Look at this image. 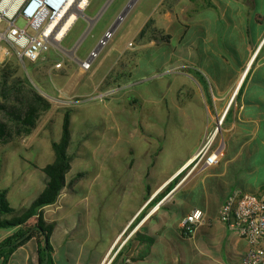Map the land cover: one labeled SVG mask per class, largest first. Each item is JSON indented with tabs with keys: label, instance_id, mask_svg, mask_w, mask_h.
<instances>
[{
	"label": "rangeland",
	"instance_id": "374dc122",
	"mask_svg": "<svg viewBox=\"0 0 264 264\" xmlns=\"http://www.w3.org/2000/svg\"><path fill=\"white\" fill-rule=\"evenodd\" d=\"M101 1L89 5L86 0L67 34L53 42L41 60L23 61L16 49L7 60L20 65L10 83L27 79L52 103L30 136L0 145L1 184L12 188L14 203L31 202L40 194L48 178L42 167L54 160L52 142L61 137L65 110L72 109L68 151L73 159L67 184L47 209V217L55 223L56 260L63 264H78L81 239L88 230L100 233L99 239L109 237L122 220L127 200L141 197L143 186L148 192L212 135L214 149L225 150L228 131L222 115L211 121L208 86L215 66L204 63L205 37L210 27L229 30L231 9L249 25L251 41L255 34L250 21L264 31V13L254 10L252 0H224L221 7L194 15L203 0ZM151 17L170 38H139ZM8 19L0 10V32L8 27ZM177 21H188L186 36V27L182 32L174 27ZM27 23L24 17L17 20L21 27ZM190 39L195 45H189ZM210 45L220 48L217 36ZM238 46L243 50L244 41L239 40ZM94 49L98 54L91 68L82 69L81 60ZM190 51L197 54L187 56ZM59 61L61 67L56 65ZM2 120L6 119L0 112ZM21 166L26 170L23 177L35 170L38 178L35 175L30 183L18 179ZM252 174L259 181L264 175L260 169ZM93 259L88 254L84 264H93Z\"/></svg>",
	"mask_w": 264,
	"mask_h": 264
},
{
	"label": "crops",
	"instance_id": "0c3cea01",
	"mask_svg": "<svg viewBox=\"0 0 264 264\" xmlns=\"http://www.w3.org/2000/svg\"><path fill=\"white\" fill-rule=\"evenodd\" d=\"M212 1L216 8L224 4V0ZM252 5L255 11L264 13V0H252ZM207 8L212 7L201 5V8H196L192 15ZM213 19L217 22L218 15L213 16ZM228 23V31L221 25L215 29L210 27L204 41L208 45L203 47L201 52L205 59L204 63L215 66L212 70L214 77L210 81L211 86H208V91L212 93L210 97L212 105L209 106L212 123L216 121L215 117L220 115L223 117L226 114L247 77L241 99L235 103V118L230 120L229 125L223 124L228 131V146L220 162L212 166L192 162L200 148L198 147L157 185L149 186L148 192L146 186H143L141 197L131 198L124 203L126 206L121 212L122 220L109 237L99 239L100 233L94 232L96 230L86 232L81 239L78 264H84L88 254L94 256L93 264L241 263L249 249V243L235 229L221 221L220 209L234 187L242 186L251 191H258L264 187V175L260 181L253 177V174L250 175L259 169L264 173V31H259V25L253 26L250 21V27H253L255 34V40L251 41L249 25L232 9ZM174 27L179 32L186 27L187 29H184L186 36L189 23L187 21L183 24L177 21ZM216 36L220 48L213 50L210 44L215 41ZM239 40L245 43L243 50L238 46ZM176 41L181 43L183 40L177 38ZM192 44L195 45V42L189 43ZM188 53L187 56L197 54L196 51ZM258 53L257 62L252 65ZM184 169L186 170L181 178L177 182L172 181L174 176ZM25 171L21 166L16 176L19 175L18 179H27L26 183H30L37 174L33 170L23 177ZM242 171L245 175L237 182V176H241ZM42 178L41 176L40 181ZM171 181L172 189L162 195L166 185ZM1 182L0 172V185L10 189L9 200L17 209L26 208L32 202L22 199L20 203H14L12 188L8 185L4 186ZM43 185L42 190L46 184ZM50 206L52 204L46 206L43 212L44 219L54 225L52 241L55 223L47 217V209ZM195 209H201L206 213L207 222L194 232L186 234L181 229L180 223ZM115 222L112 221L111 225ZM35 223L36 220H31L24 225L0 228V264H39L36 236L11 253L8 247L13 236L19 237L30 231ZM88 227L90 228L89 225ZM91 249H94V252H90ZM56 252L54 246L55 264H63L56 260Z\"/></svg>",
	"mask_w": 264,
	"mask_h": 264
},
{
	"label": "trees",
	"instance_id": "16d2710c",
	"mask_svg": "<svg viewBox=\"0 0 264 264\" xmlns=\"http://www.w3.org/2000/svg\"><path fill=\"white\" fill-rule=\"evenodd\" d=\"M95 1L96 0H90L89 5ZM103 1L104 0L101 2ZM203 1L207 7L216 8V5L212 0ZM145 37H147V41L153 39L157 40L159 37H164L161 30L156 26V20L153 17L149 18L139 32V38L144 39ZM164 38L168 39L170 36H165ZM263 46L261 50L263 49ZM258 56L259 53L252 65L257 62ZM12 67L13 69H10ZM19 67L20 65H13L12 63H9V61L0 65V112L3 113L4 119H6L0 121V145L30 136L37 127L41 115L46 113L52 105L51 101L32 86L27 79H24L19 83H10L11 74L16 72ZM245 80L224 116L223 124L225 125H229L230 120L235 118V103L239 102L241 99ZM71 114V108L65 110L61 137L52 142V147L55 153L54 160L42 167L48 176L46 186L42 192L32 200L29 206L23 209H17L9 200L8 194L10 189L0 185V228H11L18 225H24L31 220H36L34 227L30 231H27L19 237H12V240L8 243L9 252H13L19 246L25 244L32 237L36 236L38 238L39 264H55L54 246L51 241L54 225L48 223L44 219L43 211L46 206L57 201L63 188L67 184L66 173L70 169L73 159L68 151L71 133ZM185 170L186 169L175 176L172 181L177 182ZM241 174V176H237V182H239V179L245 175V172L242 171ZM172 181L166 185L164 189L165 192H163L162 195L172 189ZM237 188H242V186H237ZM235 189L236 187L232 189L230 194ZM157 195H159V193Z\"/></svg>",
	"mask_w": 264,
	"mask_h": 264
},
{
	"label": "built area",
	"instance_id": "2783aa9c",
	"mask_svg": "<svg viewBox=\"0 0 264 264\" xmlns=\"http://www.w3.org/2000/svg\"><path fill=\"white\" fill-rule=\"evenodd\" d=\"M67 1L24 0L13 16L7 15L9 17L8 27L5 31L0 32V65L8 60L13 49L20 52L23 61L37 62L41 60L50 50L53 42L57 41L49 28H55L60 23L68 10L65 8ZM85 1L78 3L83 4L81 10L86 7ZM0 10L2 11L1 8ZM44 10H46L45 15H43ZM80 11H74L77 18ZM4 14L6 15V13ZM2 16L3 14H1ZM19 17H24L27 20L28 23L25 27L17 24ZM30 28L35 32H31ZM102 42L104 43V41ZM97 54L98 50L94 49L88 58L82 59V69H90ZM62 64L63 62L59 61L56 65L61 67ZM213 144L214 136L212 135L198 150L192 162L203 163L206 166L219 163L224 151L222 147L214 149ZM220 219L235 229L249 243V249L240 264H264V187L254 192L236 188L224 201L220 209ZM206 222V213L201 209H195L182 219L180 226L186 234H190Z\"/></svg>",
	"mask_w": 264,
	"mask_h": 264
},
{
	"label": "bare ground",
	"instance_id": "6f19581e",
	"mask_svg": "<svg viewBox=\"0 0 264 264\" xmlns=\"http://www.w3.org/2000/svg\"><path fill=\"white\" fill-rule=\"evenodd\" d=\"M23 1L24 0H2L0 8L4 13H6V15L13 16L18 11V8L20 7ZM79 1L81 0H68L65 4V8L68 10L63 16L60 23L55 28H49L51 34L55 35V39L57 41L61 39L70 29V27L73 25L71 23L77 20V14L74 11H80L83 7L82 3L78 4ZM45 14L46 10L43 11V15Z\"/></svg>",
	"mask_w": 264,
	"mask_h": 264
},
{
	"label": "water",
	"instance_id": "95a60500",
	"mask_svg": "<svg viewBox=\"0 0 264 264\" xmlns=\"http://www.w3.org/2000/svg\"><path fill=\"white\" fill-rule=\"evenodd\" d=\"M111 0H109L108 2H107V4L110 2ZM133 2V1H132ZM127 10V9H126ZM224 116H225V114L223 115V117H222V121H223V119H224Z\"/></svg>",
	"mask_w": 264,
	"mask_h": 264
}]
</instances>
